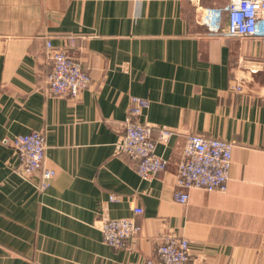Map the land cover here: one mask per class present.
Wrapping results in <instances>:
<instances>
[{
	"label": "crops",
	"instance_id": "1",
	"mask_svg": "<svg viewBox=\"0 0 264 264\" xmlns=\"http://www.w3.org/2000/svg\"><path fill=\"white\" fill-rule=\"evenodd\" d=\"M230 2L0 0V264H145L169 236L189 241L187 264H264V38L227 35ZM48 41L92 78L77 100L48 92ZM133 96L149 101L142 121L169 161L151 181L118 150ZM32 131L56 172L46 189L9 143ZM189 135L236 145L228 191L192 189L180 204ZM104 217L142 231L113 248Z\"/></svg>",
	"mask_w": 264,
	"mask_h": 264
},
{
	"label": "built area",
	"instance_id": "2",
	"mask_svg": "<svg viewBox=\"0 0 264 264\" xmlns=\"http://www.w3.org/2000/svg\"><path fill=\"white\" fill-rule=\"evenodd\" d=\"M225 10L228 13V36L264 38V0H231ZM217 14L220 15V12ZM47 46L52 50V71L48 78L49 94L77 100L92 84L91 76L67 49H55L51 41L47 42ZM251 71L256 73L258 69ZM148 108L147 99L131 97L129 113L123 123L124 133L118 143L119 152L136 161L137 173L145 181L155 179L169 166V161L157 153V142L153 138L155 127L142 121V116ZM171 136L172 132L169 130L160 131V139L163 141H167ZM9 143L20 160V173L29 178L42 170L41 188H48L56 172L43 168L47 151L45 135L32 131L14 137ZM235 145L234 141L189 135L178 165L175 200L180 204H187L190 191L196 188L226 193L229 189ZM111 200L118 201L119 198L112 196ZM133 211L135 216L144 213L141 207H133ZM98 223L97 227L102 233L104 243L116 249L126 248L142 231L136 217H104ZM189 261V241L186 238L169 236L159 247L157 257L149 259L145 264H187Z\"/></svg>",
	"mask_w": 264,
	"mask_h": 264
}]
</instances>
